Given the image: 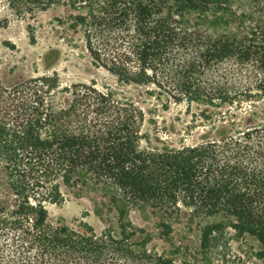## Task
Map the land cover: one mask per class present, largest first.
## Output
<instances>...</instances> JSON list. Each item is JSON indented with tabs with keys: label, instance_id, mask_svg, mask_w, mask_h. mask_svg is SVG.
Here are the masks:
<instances>
[{
	"label": "trees",
	"instance_id": "16d2710c",
	"mask_svg": "<svg viewBox=\"0 0 264 264\" xmlns=\"http://www.w3.org/2000/svg\"><path fill=\"white\" fill-rule=\"evenodd\" d=\"M5 1L22 18L62 7L112 83H0V264H264V0ZM137 91L164 111L196 106L210 135L141 148ZM67 193L94 199L102 232L49 222ZM131 209L157 219L169 249L148 248ZM181 218L195 246L175 243ZM231 233L257 248L233 252Z\"/></svg>",
	"mask_w": 264,
	"mask_h": 264
},
{
	"label": "rangeland",
	"instance_id": "374dc122",
	"mask_svg": "<svg viewBox=\"0 0 264 264\" xmlns=\"http://www.w3.org/2000/svg\"><path fill=\"white\" fill-rule=\"evenodd\" d=\"M233 8L245 10L248 2L233 0ZM246 11V10H245ZM0 15L8 18V26L0 30V83L10 88L24 80L44 76H55L60 87L74 83L95 81L98 85L112 83V79L102 70L93 67L83 50L80 37L60 25L66 12L62 7H51L30 17H17L6 9V1L0 0ZM28 26L33 30L35 42H30ZM233 22L221 23L215 27V32L229 33ZM139 93V94H138ZM146 113V121L142 128L144 137L140 142L141 148L160 147L162 144L178 147L181 144L191 145L199 142L201 136L208 133L207 123L192 120L191 113H198L192 106L188 113L184 105H171L168 111L160 108L153 99L144 98L140 91L134 92ZM94 199L75 197L70 193L65 196L63 204L48 206L49 222H62L70 227H76L80 221L90 225L96 233L106 227L105 219H100L94 213ZM107 218V217H104ZM128 219L134 227L145 230L151 236L149 249L162 252L169 249L167 243L158 238L157 219L144 211L131 209ZM185 219L173 223V237L176 240L195 246L196 232L187 233ZM230 248L233 252L257 248V243L248 237L238 238L231 233ZM181 237L184 240L181 241Z\"/></svg>",
	"mask_w": 264,
	"mask_h": 264
}]
</instances>
